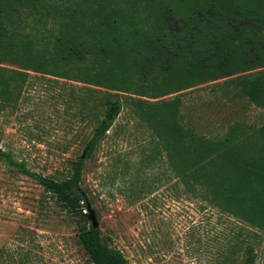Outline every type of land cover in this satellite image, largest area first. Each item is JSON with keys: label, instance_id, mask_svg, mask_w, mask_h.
Segmentation results:
<instances>
[{"label": "trees", "instance_id": "obj_1", "mask_svg": "<svg viewBox=\"0 0 264 264\" xmlns=\"http://www.w3.org/2000/svg\"><path fill=\"white\" fill-rule=\"evenodd\" d=\"M32 74L84 86L70 101L92 126L85 158L55 179L0 157L75 218L93 264H130L93 229L82 187L85 159L126 106L186 192L264 234V125L222 118L213 136L183 113L184 96L203 86L264 108V0H0V105L17 107ZM255 260L249 248L245 264Z\"/></svg>", "mask_w": 264, "mask_h": 264}, {"label": "rangeland", "instance_id": "obj_2", "mask_svg": "<svg viewBox=\"0 0 264 264\" xmlns=\"http://www.w3.org/2000/svg\"><path fill=\"white\" fill-rule=\"evenodd\" d=\"M50 79L32 74L17 107L0 105V148L33 173L64 179L85 155L92 126L70 101L84 86ZM233 93L197 88L184 96L183 113L213 136L223 133L222 118L263 126L264 108L243 95L231 101ZM85 160L82 187L102 236L130 264H245L249 248L264 264V234L186 192L131 108ZM78 227L40 184L0 157V264H93Z\"/></svg>", "mask_w": 264, "mask_h": 264}, {"label": "water", "instance_id": "obj_3", "mask_svg": "<svg viewBox=\"0 0 264 264\" xmlns=\"http://www.w3.org/2000/svg\"><path fill=\"white\" fill-rule=\"evenodd\" d=\"M83 158H85V155L83 156ZM85 214H87L88 219H89L90 223L93 226V229L94 230L99 229L100 228V224H99V220H98L97 214L92 209V207L90 205H88V210H87V212H85Z\"/></svg>", "mask_w": 264, "mask_h": 264}]
</instances>
